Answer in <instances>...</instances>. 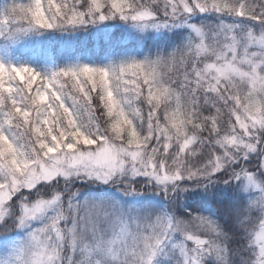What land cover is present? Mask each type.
<instances>
[{
    "label": "snow or ice",
    "instance_id": "6c2138e0",
    "mask_svg": "<svg viewBox=\"0 0 264 264\" xmlns=\"http://www.w3.org/2000/svg\"><path fill=\"white\" fill-rule=\"evenodd\" d=\"M0 264H264V0H0Z\"/></svg>",
    "mask_w": 264,
    "mask_h": 264
},
{
    "label": "trees",
    "instance_id": "16d2710c",
    "mask_svg": "<svg viewBox=\"0 0 264 264\" xmlns=\"http://www.w3.org/2000/svg\"><path fill=\"white\" fill-rule=\"evenodd\" d=\"M22 2L27 3V2H29V0H22ZM34 87H35V85H34Z\"/></svg>",
    "mask_w": 264,
    "mask_h": 264
}]
</instances>
